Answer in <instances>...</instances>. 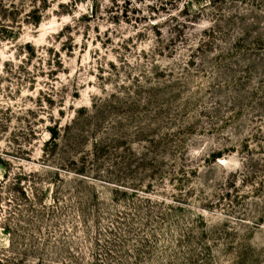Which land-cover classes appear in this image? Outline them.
I'll list each match as a JSON object with an SVG mask.
<instances>
[{
  "label": "rangeland",
  "instance_id": "obj_1",
  "mask_svg": "<svg viewBox=\"0 0 264 264\" xmlns=\"http://www.w3.org/2000/svg\"><path fill=\"white\" fill-rule=\"evenodd\" d=\"M0 264H264V0H0Z\"/></svg>",
  "mask_w": 264,
  "mask_h": 264
}]
</instances>
